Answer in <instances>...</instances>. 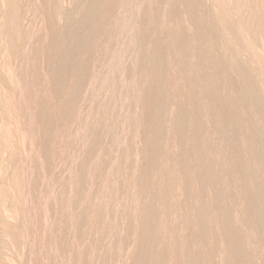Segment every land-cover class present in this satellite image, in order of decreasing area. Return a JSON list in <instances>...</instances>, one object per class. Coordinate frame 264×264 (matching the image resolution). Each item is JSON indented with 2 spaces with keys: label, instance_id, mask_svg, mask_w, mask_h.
I'll use <instances>...</instances> for the list:
<instances>
[{
  "label": "rangeland",
  "instance_id": "374dc122",
  "mask_svg": "<svg viewBox=\"0 0 264 264\" xmlns=\"http://www.w3.org/2000/svg\"><path fill=\"white\" fill-rule=\"evenodd\" d=\"M92 2L0 0V264H264V0Z\"/></svg>",
  "mask_w": 264,
  "mask_h": 264
},
{
  "label": "bare ground",
  "instance_id": "6f19581e",
  "mask_svg": "<svg viewBox=\"0 0 264 264\" xmlns=\"http://www.w3.org/2000/svg\"><path fill=\"white\" fill-rule=\"evenodd\" d=\"M92 1H94V2H92L93 4H92V7L93 8H95V6H96V3H97V1L98 0H92ZM100 1V0H99ZM108 1V0H107ZM117 1V0H116ZM134 1V0H133ZM193 1V0H192ZM127 2V1H126ZM132 2V1H131ZM150 2V1H149ZM254 2V1H253ZM110 3H111V1H110ZM142 3V2H141ZM140 3V4H141ZM159 3V2H158ZM240 4V3H239ZM115 5V4H114ZM243 5V4H242ZM253 5V4H252ZM255 5V4H254ZM98 6V5H97ZM105 6V5H104ZM126 6V5H125ZM124 6V7H125ZM138 6V5H137ZM148 6H150V5H148ZM147 6V7H148ZM248 6V5H247ZM120 7H122V6H120ZM146 7V8H147ZM252 7V6H251ZM87 8V7H86ZM108 8V7H107ZM184 8V7H183ZM197 8V7H196ZM214 9V8H213ZM96 10H98V9H96ZM142 10H143V8H142ZM200 10V9H199ZM90 11H92V10H90ZM139 11V10H138ZM105 12V11H104ZM132 12V11H131ZM147 12V11H146ZM251 12V11H250ZM59 13V12H58ZM91 13V12H90ZM89 13V14H90ZM95 13H97V12H95ZM136 13V12H135ZM187 13V12H186ZM232 13V12H231ZM64 14V13H63ZM88 14V13H87ZM117 14V13H116ZM128 14V13H127ZM133 14V13H132ZM141 14V13H140ZM184 14V13H183ZM56 15V14H55ZM68 15V14H67ZM135 15V14H134ZM95 16V15H94ZM108 16V15H107ZM188 16V15H187ZM68 17H69V15H68ZM106 17V16H105ZM182 17V16H181ZM250 17V16H249ZM103 18V17H102ZM195 18V17H194ZM228 18V17H227ZM226 18V19H227ZM229 18H231V17H229ZM246 18V17H245ZM65 19H67V18H65ZM71 19V18H70ZM87 19V18H86ZM126 19V18H125ZM78 20V19H77ZM153 20V19H152ZM88 21V20H87ZM119 21V20H118ZM144 21V20H143ZM206 21V20H205ZM79 22V21H78ZM111 22V21H110ZM123 22H125V21H123ZM130 22V21H129ZM189 22V21H188ZM195 22H196V20H195ZM117 23V22H116ZM164 23V22H163ZM174 23H176V22H174ZM228 23V22H227ZM69 24V23H68ZM121 24V23H120ZM134 24V23H133ZM140 24V23H139ZM197 24V23H196ZM82 25V24H81ZM136 25V24H135ZM216 25V24H215ZM224 25V24H223ZM226 25V24H225ZM229 25V24H228ZM122 26H124V25H122ZM126 26V25H125ZM144 26V25H143ZM176 26V25H175ZM221 26V25H220ZM219 26V27H220ZM227 26V25H226ZM238 26V25H237ZM236 26V27H237ZM79 27V26H78ZM77 27V28H78ZM103 27V26H102ZM115 27V26H114ZM132 27V26H131ZM218 27V26H217ZM62 28V27H61ZM66 29H67V27H65ZM80 28V27H79ZM79 28H78V30L76 29V31H78L77 33L78 34H80L79 33ZM116 28V27H115ZM177 28V27H176ZM191 28V27H190ZM223 28V27H222ZM74 29V28H73ZM88 29V28H87ZM113 29V28H112ZM226 29H228L227 27H226ZM116 30V29H115ZM129 30V29H128ZM132 30V29H131ZM253 30V29H252ZM69 31H72V30H69ZM68 31V32H69ZM86 31H88V30H86ZM91 31V30H90ZM145 31V30H144ZM94 32H95V30H94ZM130 32V31H129ZM186 32V31H185ZM195 32V31H194ZM71 33V38H70V36L68 37V38H70V40H75V44L73 45L72 44V46H70V47H68L67 46V50H66V57H68V56H71V58L69 59V58H67V59H69V60H71L72 59V54L74 53H76L75 51L80 47V48H82V46H85L86 44H87V42H88V36H89V33L91 34V32H89V33H87V34H84L83 33V35H78L77 33H73V32H70ZM69 33V34H70ZM114 33V32H113ZM116 33V32H115ZM128 33V32H127ZM199 33V32H198ZM68 34V35H69ZM77 34V35H76ZM183 34V33H182ZM226 34V33H225ZM93 35H95V34H93ZM92 35V36H93ZM139 35V34H138ZM195 35V34H194ZM257 35V34H256ZM107 36V35H106ZM112 36V35H111ZM126 36H127V34H126ZM130 36V35H129ZM141 36V35H140ZM104 37V36H103ZM102 37V38H103ZM132 37V36H131ZM154 37V36H153ZM186 37V36H185ZM196 37V36H195ZM67 38V39H68ZM73 38V39H72ZM100 38V37H99ZM122 38H123V35H122ZM133 38V37H132ZM131 38V39H132ZM100 40H101V38H100ZM178 40V39H177ZM222 40V39H221ZM240 40V39H239ZM8 41V40H7ZM163 41V40H162ZM208 41H210V40H208ZM214 41V40H213ZM248 41V40H247ZM108 42V41H107ZM129 42V41H128ZM194 42V41H193ZM224 42H225V39H224ZM250 42V41H249ZM68 43V42H67ZM72 43V42H71ZM70 42H69V44H71ZM106 43V42H105ZM116 43H117V41H116ZM124 43V42H123ZM122 43V44H123ZM238 43V42H237ZM58 44V43H57ZM62 43H60L59 45H61ZM93 44V43H92ZM95 44H96V42H95ZM126 44V43H125ZM124 44V45H125ZM137 44V43H136ZM150 44V43H149ZM197 44V43H196ZM127 45V44H126ZM129 45V44H128ZM127 45V46H128ZM132 45V44H131ZM187 45V44H186ZM189 45V44H188ZM210 45V44H209ZM214 45V44H213ZM63 46V45H62ZM238 46V45H237ZM57 47H59L58 45H57ZM86 47H88V46H86ZM98 47V46H97ZM104 47V46H103ZM121 47V46H120ZM125 47V46H124ZM214 47V46H213ZM59 48H61V46L59 47ZM63 48V47H62ZM61 48V49H62ZM106 48V47H105ZM119 48V47H118ZM134 48V47H133ZM138 48V47H137ZM158 48V47H157ZM173 48V47H172ZM194 48V47H193ZM76 49V50H75ZM84 49H86V48H84ZM100 49V48H99ZM117 49V48H116ZM12 50V49H11ZM64 50V49H63ZM83 50V49H82ZM81 50V51H82ZM92 50V49H91ZM127 50V49H126ZM158 50V49H157ZM168 50V49H167ZM224 50V49H223ZM60 51V50H59ZM128 51V50H127ZM131 51V50H130ZM149 51V50H148ZM175 51V50H174ZM212 51V50H211ZM240 51V50H239ZM14 52V51H13ZM78 52V51H77ZM85 52V51H84ZM117 52V51H116ZM179 52V51H178ZM16 53V52H15ZM58 53V52H57ZM87 53V52H86ZM99 53V52H98ZM118 53V52H117ZM123 53V52H122ZM125 53V52H124ZM126 53H128V52H126ZM145 53V52H144ZM149 53V52H148ZM158 53V52H157ZM215 53V52H214ZM14 54V53H13ZM55 54V53H54ZM73 54V56H75ZM100 54V53H99ZM116 54V53H115ZM132 54V53H131ZM134 54V53H133ZM184 54V53H183ZM208 54V53H207ZM60 55V54H59ZM83 55V54H82ZM81 55V56H82ZM126 55V54H125ZM230 55V54H229ZM249 55V54H248ZM15 56V55H14ZM18 56V55H17ZM58 56V55H57ZM62 56H63V53H62ZM61 56V57H62ZM97 56V55H96ZM124 56V55H123ZM155 56V55H154ZM153 56V57H154ZM1 57V56H0ZM56 57V56H55ZM116 57V56H115ZM170 57V56H169ZM175 57V56H174ZM178 57V56H177ZM250 57V56H249ZM256 57V56H255ZM10 58H12V57H10ZM60 58V57H59ZM77 58V57H76ZM79 58V57H78ZM121 58V57H120ZM119 58V59H120ZM133 58V57H132ZM186 58V57H185ZM16 59V58H15ZM54 59V58H53ZM64 59H65V57H64ZM80 59V58H79ZM118 59V58H117ZM123 59V58H122ZM127 59H129V58H127ZM235 59V58H234ZM243 59V58H242ZM68 60V61H69ZM73 60V59H72ZM88 60V59H87ZM114 60V59H113ZM131 60V59H130ZM133 60V59H132ZM171 60V59H170ZM181 60V59H180ZM179 60V61H180ZM257 60H258V58H257ZM14 61V60H13ZM58 61V60H57ZM62 61V60H61ZM66 61V60H65ZM64 61V62H65ZM68 61H66L67 63H68ZM78 61V60H77ZM82 61V60H81ZM90 61V60H89ZM103 61V60H102ZM128 61V60H127ZM209 61V60H208ZM51 62V61H50ZM63 62V63H64ZM66 62H65V64H66ZM95 62V61H94ZM178 62V61H177ZM230 62V61H229ZM238 62V61H237ZM252 62V61H251ZM250 62V63H251ZM71 63H72V61H71ZM70 63V64H71ZM74 63V62H73ZM97 63V62H96ZM120 63V62H119ZM166 63V62H165ZM200 63V62H199ZM239 63V62H238ZM259 63V62H258ZM59 64V63H58ZM65 64H61L60 66H58L56 69H54V72H53V76H54V78H55V80H56V85L58 86V85H61L62 83V81L64 80V78H65V75H67V74H65V72H64V70L67 68V67H65L64 68V65ZM82 64V63H81ZM115 64V63H114ZM131 64V63H130ZM156 64V63H155ZM171 64V63H170ZM189 64V63H188ZM203 64V63H202ZM254 64V63H253ZM13 65V64H12ZM11 65V66H12ZM83 65V64H82ZM85 65H86V63H85ZM106 65H107V63H106ZM118 65V64H117ZM56 66H57V64H56ZM66 66V65H65ZM75 66V65H74ZM77 66V65H76ZM76 66H75V68H76ZM26 67V66H25ZM39 67V66H38ZM48 67V66H47ZM86 67V66H85ZM92 67V66H91ZM119 67V66H118ZM134 67V66H133ZM202 67H203V65H202ZM228 67V66H227ZM252 67V66H251ZM254 67H256V66H254ZM128 68V67H127ZM137 68V67H136ZM181 68V67H180ZM187 68V67H186ZM15 69V68H14ZM91 69V68H90ZM120 69V68H119ZM260 69V68H259ZM262 69V68H261ZM8 70V69H7ZM47 70V69H46ZM86 70V69H85ZM129 70V69H128ZM159 70V69H158ZM38 71V70H37ZM40 71V70H39ZM52 71V70H51ZM51 71H48V72H51ZM66 71H68L67 69H66ZM72 71V70H71ZM78 71V70H77ZM231 71V70H230ZM257 71V70H256ZM19 72V71H18ZM69 72V71H68ZM123 72V71H122ZM156 72V71H155ZM259 72V71H258ZM26 73V72H25ZM34 73V72H33ZM46 73H47V71H46ZM72 73V72H71ZM99 73V72H98ZM158 73V72H157ZM205 73V72H204ZM264 73V72H263ZM50 74V73H49ZM70 74V73H69ZM68 74V75H69ZM77 74V73H76ZM80 74V73H79ZM78 74V75H79ZM138 74V73H137ZM186 74V73H185ZM223 74V73H222ZM246 74V73H245ZM72 75V74H71ZM70 75V76H71ZM121 75V74H120ZM17 76V75H16ZM81 76V75H80ZM95 76V75H94ZM98 76V75H97ZM127 76V75H126ZM185 76V75H184ZM216 76V75H215ZM247 76V75H246ZM37 77V76H36ZM75 77V76H74ZM124 77V76H123ZM18 78V77H17ZM53 78V79H54ZM130 78V77H129ZM234 78V77H233ZM246 78V77H245ZM132 79V78H131ZM153 79V78H152ZM186 79V78H185ZM237 79V78H236ZM242 79V78H241ZM247 79V78H246ZM260 79V78H259ZM36 80V79H35ZM65 80H66V78H65ZM64 80V81H65ZM81 80V79H80ZM79 80V81H80ZM90 80V79H89ZM213 80V79H212ZM244 80V79H243ZM255 81V80H254ZM35 82V81H34ZM37 82V81H36ZM61 83V84H60ZM259 83V82H258ZM0 84H2V83H0ZM44 84V83H43ZM74 84H76V83H74ZM5 85V84H4ZM55 85V84H54ZM79 85V84H78ZM215 85V84H214ZM81 87V86H80ZM120 87V86H119ZM145 87V86H144ZM198 87V86H197ZM58 88V87H57ZM172 88V87H171ZM178 88V87H177ZM77 89V88H76ZM151 89H153V88H151ZM164 89V88H163ZM169 89V88H168ZM174 89V88H173ZM55 90H56V88H55ZM54 90V91H55ZM59 90V89H58ZM71 88H70V92H71ZM1 91V90H0ZM76 91V90H75ZM169 91V90H168ZM121 92V91H120ZM176 92V91H175ZM13 93V92H12ZM50 93V92H49ZM78 93V92H77ZM153 93V92H152ZM194 93V92H193ZM11 94V93H10ZM13 94H15V93H13ZM4 95V94H3ZM70 95H71V93H70ZM152 95V94H151ZM154 95V94H153ZM254 95V94H253ZM1 96H2V94H1ZM148 96V95H147ZM174 96V95H173ZM264 96V95H263ZM3 97V96H2ZM57 97V96H56ZM150 97V96H149ZM186 97V96H185ZM212 97V96H211ZM225 97V96H224ZM1 98V97H0ZM58 98V97H57ZM72 98V97H71ZM198 98V97H197ZM217 98V97H216ZM263 98V97H262ZM64 99V98H63ZM153 99V98H152ZM191 99V98H190ZM6 100V99H5ZM9 100V99H8ZM50 100V99H49ZM58 100V99H57ZM94 100V99H93ZM96 100V99H95ZM141 100V99H140ZM186 100V99H185ZM184 100V101H185ZM210 100V99H209ZM11 101H12V99H11ZM126 101V100H125ZM150 101V100H149ZM163 101V100H162ZM264 101V100H263ZM5 102V101H4ZM3 102V103H4ZM59 102H60V100H59ZM67 102V101H66ZM165 102V101H164ZM174 102V101H173ZM255 103H257L258 101H254ZM84 103H85V101H84ZM90 103V102H89ZM133 103V102H132ZM166 103V102H165ZM80 104V103H79ZM99 104V103H98ZM197 104V103H196ZM257 104H260V103H257ZM13 105V104H12ZM54 105H55V103H54ZM139 105V104H138ZM142 105V104H141ZM150 105V104H149ZM185 105V104H184ZM14 106V105H13ZM12 106V107H13ZM92 106V105H91ZM11 107V106H10ZM47 107V106H46ZM167 107V106H166ZM2 108V107H1ZM139 108V107H138ZM146 108V107H145ZM161 108V107H160ZM62 109V108H61ZM142 109V108H141ZM162 109V108H161ZM196 109V108H195ZM54 110V109H53ZM73 110V109H72ZM3 111V110H2ZM1 111V112H2ZM7 111H9V110H7ZM140 111V110H139ZM162 111V110H161ZM59 112V111H58ZM164 112V111H163ZM6 113V112H5ZM44 113V112H43ZM144 113V112H143ZM149 112H147V114H148ZM162 113V112H161ZM60 114V113H59ZM145 114H146V112H145ZM144 114V115H145ZM151 114V113H150ZM155 113H153V115H154ZM159 114V113H158ZM196 114V113H195ZM200 114V113H199ZM194 115V114H193ZM2 116V115H1ZM8 116V115H7ZM170 116V115H169ZM181 116V115H180ZM180 116H179V118H180ZM197 116H198V114H197ZM9 117V116H8ZM50 117V116H49ZM52 117H53V115H52ZM143 117V116H142ZM150 117V116H149ZM147 118H148V116H147ZM146 118V119H147ZM152 118H153V116H152ZM156 118V117H155ZM5 119H7V117L5 118ZM43 119V118H42ZM158 119H159V117H158ZM166 119V118H165ZM196 119V118H195ZM198 119H200V118H198ZM62 120V119H61ZM66 120H67V118H66ZM72 120V119H71ZM155 120V119H154ZM172 120V119H171ZM9 121V120H8ZM14 121V120H13ZM16 121V120H15ZM69 121V120H68ZM199 121V120H198ZM262 121V120H261ZM10 122V121H9ZM17 122V121H16ZM142 122V121H141ZM147 122V121H146ZM156 121H154L153 123H155ZM7 123V122H6ZM42 123V122H41ZM54 123H55V121H54ZM148 123V122H147ZM151 123V122H150ZM200 123V122H199ZM12 124V123H11ZM156 124V123H155ZM154 124V125H155ZM181 124V123H180ZM218 124V123H217ZM147 125V124H146ZM185 125V124H184ZM229 125V124H228ZM261 125V124H260ZM197 126V125H196ZM44 127V126H43ZM148 127V126H147ZM157 127V126H156ZM160 127V126H159ZM158 127V128H159ZM181 127V126H180ZM50 128V127H49ZM1 129V128H0ZM184 130V129H183ZM198 130V129H197ZM236 130V129H235ZM259 131H260V129H258ZM257 130V131H258ZM262 130H264V129H262ZM7 132V131H6ZM10 132V131H9ZM13 132V131H12ZM50 132H52V131H50ZM146 132V131H145ZM159 132V131H158ZM177 132V131H176ZM251 132H252V130H251ZM2 133V132H1ZM11 133V132H10ZM45 133V132H44ZM169 133V132H168ZM172 133V132H171ZM178 133V132H177ZM248 133V132H247ZM95 134V133H94ZM156 134V133H155ZM142 135V134H141ZM147 135V134H146ZM173 135V134H172ZM171 135V136H172ZM183 135V134H182ZM250 135V134H249ZM0 136H2V135H0ZM158 136V135H157ZM248 136V135H247ZM255 136H257L256 134H255ZM262 136H263V133H262ZM15 137V136H14ZM51 137V136H50ZM144 137H146V136H144ZM149 137V136H148ZM200 137V136H199ZM3 138V137H2ZM8 138V137H7ZM52 138V137H51ZM147 138V137H146ZM157 138V137H156ZM177 138V137H176ZM192 138V137H191ZM258 138V137H257ZM262 138H264V137H260V138H258V140H256V141H258V147H259V144H261L262 142L264 143V139H262ZM48 139H50L49 137H48ZM145 139V138H144ZM169 139V138H168ZM182 139V138H181ZM180 139V140H181ZM184 139V138H183ZM182 139V140H183ZM198 139V138H197ZM203 139V138H202ZM207 139V138H206ZM14 140H16V139H13V141ZM97 140V139H96ZM178 140H179V138H178ZM154 141V140H153ZM209 141V140H208ZM247 141H249V139L247 140ZM252 141L253 140H251V143H252ZM255 141V140H254ZM9 142V141H8ZM12 142V141H11ZM16 142V141H15ZM150 142V141H149ZM159 142V141H158ZM182 142V141H181ZM261 142V143H260ZM177 143V142H176ZM190 143V142H189ZM198 143V142H197ZM210 143V142H209ZM248 143V142H247ZM144 144V143H143ZM149 144V143H148ZM191 144H193V143H191ZM249 144V143H248ZM253 144V143H252ZM12 145V144H11ZM145 145V144H144ZM156 145V144H155ZM242 145V144H241ZM250 145V144H249ZM0 146H1V144H0ZM5 146V145H4ZM157 146V145H156ZM166 146V145H165ZM164 146V147H165ZM196 146V145H195ZM198 146V145H197ZM207 146V145H206ZM214 146V145H213ZM234 146V145H233ZM243 146V145H242ZM253 146H254V144H253ZM6 147V146H5ZM8 147V146H7ZM50 147V146H49ZM224 147V146H223ZM234 148V147H233ZM6 149V148H5ZM183 149V148H182ZM198 149H200V147L198 148ZM212 149V148H211ZM217 149V148H216ZM227 149V148H226ZM254 149V148H253ZM89 150V149H88ZM203 150V149H202ZM231 150H233V149H231ZM250 150V149H249ZM255 150V149H254ZM197 151H199V150H197ZM201 151V150H200ZM206 151V150H205ZM244 151V150H243ZM251 151V150H250ZM249 151V152H250ZM255 152V151H254ZM144 152H142V154H143ZM182 153V152H181ZM237 153V152H236ZM256 153V152H255ZM88 154V153H87ZM161 154V153H160ZM232 154V153H231ZM184 155V154H183ZM198 155H200V154H198ZM255 154H253V156H254ZM140 156V155H139ZM143 156V155H142ZM175 156V155H174ZM185 156H186V154H185ZM206 156V155H205ZM219 156V155H218ZM46 157V156H45ZM145 157V156H144ZM143 157V158H144ZM177 157V156H176ZM183 158V157H182ZM223 158V157H222ZM235 158V157H234ZM256 158V157H255ZM141 159V158H140ZM251 159V158H250ZM182 160V159H181ZM197 160V159H196ZM237 160V159H236ZM244 160V159H243ZM140 161V160H139ZM144 161V160H143ZM191 161V160H190ZM210 161V160H209ZM168 162V161H167ZM174 162V161H173ZM193 162V161H192ZM196 162V161H195ZM240 162H242V161H240ZM257 162V161H256ZM48 163V162H47ZM197 163V162H196ZM157 164V163H156ZM155 164V165H156ZM178 164V163H177ZM184 164V163H183ZM211 164V163H210ZM141 165V164H140ZM142 165H144V164H142ZM197 165V164H196ZM250 165H251V163H250ZM1 167V166H0ZM236 167V166H235ZM140 168H141V166H140ZM163 168V167H162ZM174 168V167H173ZM186 168V167H185ZM196 168V167H195ZM143 169V168H142ZM180 169V168H179ZM230 169V168H229ZM240 169V168H239ZM155 170V169H154ZM199 170V169H198ZM204 170V169H203ZM1 171V170H0ZM153 171V170H152ZM182 171V170H181ZM206 171V170H205ZM139 172V171H138ZM147 172V171H146ZM180 172V171H179ZM193 172V171H192ZM226 172V171H225ZM229 172V171H228ZM261 172V171H260ZM99 173V172H98ZM182 173V172H181ZM195 173H197V172H195ZM209 173V172H208ZM253 173V172H252ZM263 173V172H262ZM261 173V174H262ZM136 174H138V173H136ZM210 174V173H209ZM147 175V174H146ZM145 175V176H146ZM152 175V174H151ZM138 176V175H137ZM252 176V175H251ZM148 177V176H147ZM163 177V176H162ZM100 178V177H99ZM144 178V177H143ZM154 178V177H153ZM153 178H151V179H153ZM165 178V177H164ZM140 179V178H139ZM138 179V180H139ZM211 179V178H210ZM96 180V179H95ZM180 180V179H179ZM182 180V179H181ZM204 180H206V179H204ZM234 180V179H233ZM259 180V179H258ZM140 181V180H139ZM142 181H143V179H142ZM156 181V180H155ZM201 181V180H200ZM199 181V182H200ZM212 181V180H211ZM239 181V180H238ZM249 181V180H248ZM164 182V181H163ZM214 182V181H213ZM143 184H144V182H142ZM153 183V182H152ZM202 183V182H201ZM206 183V182H205ZM139 184V183H138ZM164 184V183H163ZM200 184V183H199ZM214 184V183H213ZM183 184H181V186H182ZM201 185V184H200ZM209 185V184H208ZM243 185V184H242ZM91 186V185H90ZM95 186V185H94ZM139 186H140V184H139ZM180 186V185H179ZM184 186V185H183ZM189 186V185H188ZM187 186V187H188ZM199 186V185H198ZM264 186V185H263ZM174 187V186H173ZM204 187V186H203ZM235 187V186H234ZM147 188V187H146ZM202 188V187H201ZM231 188V187H230ZM261 188V187H260ZM175 189V188H174ZM179 189H180V187H179ZM246 189V188H245ZM99 190V189H98ZM122 191V190H121ZM164 191V190H163ZM168 191V190H167ZM194 191V190H193ZM216 191V190H215ZM248 191V190H247ZM100 192V191H99ZM147 192V191H146ZM176 192V191H175ZM203 192V191H202ZM205 192V191H204ZM261 192V191H260ZM149 193V192H148ZM156 193V192H155ZM183 193V192H182ZM181 192H180V194H182ZM240 193V192H239ZM256 193V192H255ZM24 194V193H23ZM152 194V193H151ZM163 194V193H162ZM201 194V193H200ZM236 194V193H235ZM141 195V194H140ZM158 195V194H157ZM175 195V194H174ZM211 194H209V196H210ZM257 195V194H256ZM154 196V195H153ZM173 196V195H172ZM178 196V195H177ZM212 196H214V195H212ZM262 196V195H261ZM165 197V196H164ZM143 198V197H142ZM145 198V197H144ZM153 198V197H152ZM182 198V197H181ZM199 198V197H198ZM201 198V197H200ZM236 198V197H235ZM260 198V197H259ZM102 199V198H101ZM161 199V198H160ZM147 200V199H146ZM166 200V199H165ZM193 200V199H192ZM209 200H210V198H209ZM222 200V199H221ZM182 201V200H181ZM194 201H195V199H194ZM203 201H204V199H203ZM202 201V202H203ZM259 201V200H258ZM185 202H187V200L185 201ZM208 202V201H207ZM206 202V203H207ZM215 202V201H214ZM83 203V202H82ZM153 203V202H152ZM167 203V202H166ZM170 203V202H169ZM184 203V202H183ZM204 203V202H203ZM230 203V202H229ZM239 203V202H238ZM224 204V203H223ZM251 204V203H250ZM199 205V204H198ZM208 205V204H207ZM236 205V204H235ZM85 206V205H84ZM154 206V205H153ZM195 206V205H194ZM214 206V205H213ZM233 206V205H232ZM251 206V205H250ZM90 207V206H89ZM143 207V206H142ZM156 207V206H155ZM164 207V206H163ZM178 207H179V205H178ZM177 207V208H178ZM264 207V206H263ZM92 208H93V206H92ZM153 208V207H152ZM198 208V207H197ZM219 208V207H218ZM168 209V208H167ZM171 209V208H170ZM183 209V208H182ZM185 209V208H184ZM254 209V208H253ZM3 210V209H2ZM88 210V209H87ZM157 210V209H156ZM176 210V209H175ZM191 210V209H190ZM141 211V210H140ZM151 211V210H150ZM155 211V210H154ZM153 211V212H154ZM158 211H160V210H158ZM169 211V210H168ZM237 211H239V210H237ZM80 212H82V211H80ZM88 212V211H87ZM157 212V211H156ZM167 212V211H166ZM175 212V211H174ZM258 212V211H257ZM143 213V212H142ZM152 213V212H151ZM171 213H172V211H171ZM190 213V212H189ZM197 213V212H196ZM206 213V212H205ZM240 213V212H239ZM238 213V214H239ZM243 213V212H242ZM183 214V213H182ZM202 214V213H201ZM214 214V213H213ZM259 214V213H258ZM170 215H172V214H170ZM199 215H200V213H199ZM198 215V216H199ZM168 216V215H167ZM202 216V215H201ZM208 216V215H207ZM217 216V215H216ZM240 216V215H239ZM262 216V215H261ZM90 217V216H89ZM180 217V216H179ZM189 217V216H188ZM213 217V216H212ZM9 218V217H8ZM170 218V217H169ZM175 218V217H174ZM200 218H202V217H200ZM261 218V217H260ZM260 218L258 219V215H257V219L258 220H260ZM96 219V218H95ZM149 219V218H148ZM165 219V218H164ZM166 219H167V217H166ZM188 219V218H187ZM186 219V220H187ZM140 220V219H139ZM199 220H201V219H199ZM221 220V219H220ZM150 221H152V220H150ZM168 221V220H167ZM171 221V220H170ZM196 221V220H195ZM198 221V220H197ZM238 221V220H237ZM247 221V220H246ZM257 221V220H256ZM201 222V221H200ZM203 222V221H202ZM217 222H218V220H217ZM253 222V221H252ZM151 223V222H150ZM188 223V222H187ZM199 223V222H198ZM228 223V222H227ZM263 223V222H262ZM137 224V223H136ZM158 224H159V222H158ZM172 224V223H171ZM171 224H169V225H171ZM202 224V223H201ZM260 224H261V222H260ZM87 225V224H86ZM219 225V224H218ZM254 225H255V223H254ZM94 226V225H93ZM92 226V227H93ZM156 226V225H155ZM159 226V225H158ZM161 226V225H160ZM188 226V225H187ZM198 226V225H197ZM201 226V225H200ZM214 226V225H213ZM226 226V225H225ZM235 226V225H234ZM241 226V225H240ZM138 227V226H137ZM171 227V226H170ZM191 227V226H190ZM206 227V226H205ZM94 228V227H93ZM97 228V227H96ZM152 228V227H151ZM169 228V227H168ZM168 228H167V230H168ZM199 228V227H198ZM197 228V229H198ZM217 228V227H216ZM232 228V227H231ZM240 228V227H239ZM182 229V228H181ZM189 229V228H188ZM203 229H205V228H203ZM212 229V228H211ZM139 230V229H138ZM143 230V229H142ZM154 230V229H153ZM157 230V229H156ZM183 230V229H182ZM199 230V229H198ZM206 230V229H205ZM234 230V229H233ZM98 231V230H97ZM141 231V230H140ZM176 231V230H175ZM179 232H180V230H178ZM84 232V231H83ZM143 233H144V231H142ZM157 232V231H156ZM202 232V231H201ZM201 232H199V233H201ZM136 233H138V232H136ZM151 233V232H150ZM89 234V233H88ZM159 234V233H158ZM193 234V233H192ZM149 235V234H148ZM160 235V234H159ZM159 235H157V236H159ZM167 235V234H166ZM202 235V234H201ZM208 235V234H207ZM224 235V234H223ZM138 236V235H137ZM156 236V235H155ZM205 236V235H204ZM225 236V235H224ZM81 237V236H80ZM139 237V236H138ZM141 237V236H140ZM235 237H236V235H235ZM156 238V237H155ZM200 238V237H199ZM256 238V237H255ZM183 239V238H182ZM188 239V238H187ZM207 239H210V238H207ZM212 239H214V238H212ZM216 239H217V237H216ZM234 239V238H233ZM240 239V238H239ZM156 240V239H155ZM170 240V239H169ZM185 240V239H184ZM199 240H201V239H199ZM215 240V239H214ZM232 240V239H231ZM237 240V239H236ZM98 241V240H97ZM152 241V240H151ZM182 241V240H181ZM193 241H195V240H193ZM202 241V240H201ZM225 241V240H224ZM138 242V241H137ZM140 242V241H139ZM198 242V241H197ZM210 242V241H209ZM211 242H212V240H211ZM155 243V242H154ZM154 243H152V244H154ZM166 243V242H165ZM176 243V242H175ZM183 243V242H182ZM188 243H190L189 241H188ZM207 243V242H206ZM219 243V242H218ZM237 243V242H236ZM235 243V244H236ZM97 244V243H96ZM171 244V243H170ZM195 244V243H194ZM213 244V243H212ZM231 244V243H230ZM177 245V244H176ZM179 245V244H178ZM196 245V244H195ZM171 246V245H170ZM217 246V245H216ZM233 246V245H232ZM236 246V245H235ZM248 246V245H247ZM79 247V246H78ZM163 247V246H162ZM172 247V246H171ZM213 247V246H212ZM220 247V246H219ZM218 247V248H219ZM240 247V246H239ZM238 247V248H239ZM251 247V246H250ZM262 247V246H261ZM101 248V247H100ZM138 248V247H137ZM144 248V247H143ZM151 248V247H150ZM155 248H157V247H155ZM180 248V247H179ZM178 248V249H179ZM203 248V247H202ZM215 248V247H214ZM221 248V247H220ZM247 248V247H246ZM248 248H249V246H248ZM98 249V248H97ZM102 249V248H101ZM141 249V248H140ZM189 249V248H188ZM209 249V248H208ZM208 249H206V250H208ZM250 249V248H249ZM253 249V248H252ZM175 250H177V249H175ZM185 250V249H184ZM190 250V249H189ZM213 250V249H212ZM216 250V249H215ZM234 250V249H233ZM248 250V249H247ZM247 250H246V252H247ZM138 251V250H137ZM154 251H155V249H154ZM163 251V250H162ZM179 251V250H178ZM211 251V250H210ZM209 251V252H210ZM140 252V251H139ZM138 252V253H139ZM164 252H166V251H164ZM182 252V251H181ZM188 252V251H187ZM212 252V251H211ZM255 252V251H254ZM92 253V252H91ZM158 253V252H157ZM178 253V252H177ZM242 253V252H241ZM244 253V252H243ZM172 254V253H171ZM165 255V254H164ZM170 255V254H169ZM174 255V254H173ZM240 255V254H239ZM238 255V256H239ZM245 255V254H244ZM132 256V255H131ZM142 256V255H141ZM209 256V255H208ZM222 256V255H221ZM246 256V255H245ZM254 256V255H253ZM165 257V256H164ZM251 257V256H250ZM162 258V257H161ZM172 258V257H171ZM179 258V257H178ZM201 258V257H200ZM208 258V257H207ZM221 258H223V257H221ZM240 258V257H239ZM247 259H248V257H246ZM262 258V257H261ZM158 259V258H157ZM131 260V259H130ZM163 260H164V258H163ZM214 260V259H213ZM249 260V259H248ZM255 260V259H254ZM180 261V260H179ZM140 262V261H139ZM152 262V261H151ZM184 262V261H183ZM244 262V261H243ZM248 262V261H247ZM133 263H134V260H133ZM178 263V262H177ZM188 263V262H187ZM156 264V263H155ZM159 264V263H158ZM185 264V263H184ZM199 264V263H198ZM204 264V263H203ZM243 264V263H242Z\"/></svg>",
  "mask_w": 264,
  "mask_h": 264
}]
</instances>
